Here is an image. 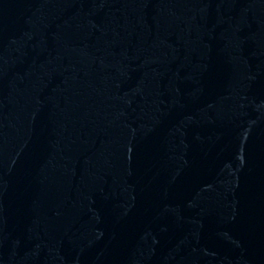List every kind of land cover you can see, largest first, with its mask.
<instances>
[{"label": "water", "instance_id": "95a60500", "mask_svg": "<svg viewBox=\"0 0 264 264\" xmlns=\"http://www.w3.org/2000/svg\"><path fill=\"white\" fill-rule=\"evenodd\" d=\"M0 264H264V0H0Z\"/></svg>", "mask_w": 264, "mask_h": 264}]
</instances>
